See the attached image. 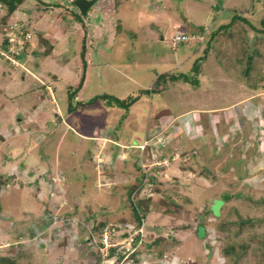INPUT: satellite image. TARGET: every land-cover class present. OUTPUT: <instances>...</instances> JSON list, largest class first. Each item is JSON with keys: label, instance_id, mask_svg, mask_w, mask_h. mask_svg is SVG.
<instances>
[{"label": "rangeland", "instance_id": "obj_1", "mask_svg": "<svg viewBox=\"0 0 264 264\" xmlns=\"http://www.w3.org/2000/svg\"><path fill=\"white\" fill-rule=\"evenodd\" d=\"M28 1L32 5H17L13 20H6L35 28L19 54L4 48L8 26L1 24L0 29V182L17 177L21 184L7 189L3 185L0 203L10 206V212L3 208L0 215L6 216V230L15 222L22 226L14 241L6 239L13 233L0 236V252L13 246L29 254L22 257L29 264H63L60 253L49 246L59 233L50 226L55 221L45 215L51 209L67 219L68 232L71 220L77 224L82 242H69L74 253L65 262L74 264L80 257L78 264H93L95 251L104 252L99 249L104 246L103 231L113 227L107 242L115 243L123 241L135 223L127 185L140 174L138 158L144 176L130 197L136 201L150 196L151 201L139 226L138 239L143 242L137 264H233L221 250L230 241L237 252L245 243L236 264H261L264 34L259 29L264 28V0H96L87 14L80 13L72 0H50L42 20L34 22L33 4L42 5L40 0ZM6 11L0 3V15ZM36 28L43 29L54 54L44 55L46 44L45 50L39 48ZM201 28L204 31L199 32ZM179 33L197 37L175 46L167 43ZM41 77L55 87L56 102L38 97L43 92L35 79ZM99 94L132 101L124 105L106 97L86 103ZM59 104L65 107L60 117L55 111ZM34 106L40 112L35 130L24 121L17 124L22 129L12 130L16 119L3 125L8 117L28 114ZM225 118L229 128L222 123ZM210 119L215 124L213 139L204 130L209 131ZM146 135L158 145L139 148ZM227 194L230 197L223 200ZM161 199L182 204L176 210L181 215L160 212L165 208ZM212 200L216 202L212 211L237 222L229 226V235L225 231L227 236H196L195 216ZM238 214L259 220L241 224ZM217 218L212 212L207 215L209 227ZM47 220L50 223L44 225ZM101 221L105 225L98 235L99 228L94 227ZM127 221L132 225L122 224ZM36 233L50 239L36 238ZM85 235L93 244H85ZM143 243L150 248L143 249ZM130 263L131 259L122 261Z\"/></svg>", "mask_w": 264, "mask_h": 264}, {"label": "trees", "instance_id": "obj_2", "mask_svg": "<svg viewBox=\"0 0 264 264\" xmlns=\"http://www.w3.org/2000/svg\"><path fill=\"white\" fill-rule=\"evenodd\" d=\"M22 0H0V3H4L6 5V15H2L4 17V19H2V23H0V29H1V24H8L6 22V20L8 19L7 17L10 16V14L12 13V11H14V9L16 8V5L21 3ZM73 2V0H72ZM1 22V21H0ZM20 24H22L21 28L25 30H32L33 33L35 32V29L34 28H31V25L28 24V23H24V22H21ZM261 24L264 26V16L263 18L261 19ZM3 27V26H2ZM14 31L18 32L20 31V28H12ZM260 31H262V33L264 34V28L263 29H259ZM258 30V31H259ZM204 31L202 28H201V31L199 32H202ZM32 33V34H33ZM38 35L40 37V42L42 44H45L47 41L46 39L42 38L41 34L38 32ZM27 42H25L26 44ZM2 45L4 46V48H6V46H8V42L7 40L4 38V40L2 41ZM113 98L114 101H116L118 104H124V105H128L129 102L132 101V99L127 103L125 102V100H121V99H118L116 97H114L113 95H110V94H99V95H95V97H91L90 99H88V101L86 102L87 104H90L92 103L94 100L98 99V98ZM71 99V97L69 96V100ZM73 108V107H72ZM161 111V110H160ZM161 114L164 115V111H161ZM160 114V115H161ZM158 117V116H157ZM146 138H150L149 136H145ZM155 146V145H154ZM163 146V145H162ZM161 146V147H162ZM160 147V148H161ZM129 155V154H128ZM158 155V154H157ZM137 156V155H136ZM138 157V156H137ZM136 162H137V167L140 169V174L137 175V177L134 179V182L131 183L130 185H127V198H128V201H129V204L131 206V211H132V215H133V220L135 221L134 225L131 226V227H128V225H132V224H129L127 222H122V224H125V223H128V225H126L128 228H133V227H137V226H140L141 224H144V217L145 215L147 214V211L149 210V202L151 201V197L150 196H146V197H140V198H137L136 201H133L130 197V195L133 193L135 194L139 189H140V186H141V183H142V178L144 176V171L141 169V166L139 164V161H138V158L136 159ZM202 173H205L208 175H210L206 169H201ZM8 177L7 179L3 180L2 182H0V190L2 192V184L5 183L6 181H8ZM49 182H51L49 180ZM53 184V183H52ZM1 194V193H0ZM230 197L229 194H227V196H225V199L223 200H227L226 198ZM222 200V202H223ZM160 202L165 206V208L163 209V211H160L158 208H154V210L156 211H160L164 214H174L176 216H180V211H176L178 209H181L183 208V205L180 204V203H177L176 201L174 200H167V199H161ZM215 200L211 201V203L208 205V207L206 209H204L203 211H200V212H197V215L195 216V218H197V221L199 222L197 224V227L194 231V234L197 236H200V237H206V236H212L214 234H216V237H220L221 234H225V231L227 232V234L229 235V232H228V229H229V226L232 225L234 222H237V219L235 221H232V220H228L226 218V215H220V212H214L211 210V206H213V208L215 207ZM224 203V202H223ZM221 203V204H223ZM170 205V207L168 208V206ZM219 207V205L217 206ZM221 211V210H220ZM179 212V214H175ZM212 212V214L215 216V217H219L217 218L216 221L212 222V227H209L210 223H209V220L207 218V215ZM239 218H238V222L241 223V224H244V223H253L255 221H258L259 219L258 218H255V217H251V216H243L241 214H238ZM207 221V222H205ZM104 224V222H100L98 224V226L94 227L95 229H98L99 227H101L102 225ZM182 228H186V225H181ZM129 229V230H130ZM238 232V229L235 230V233ZM218 235V236H217ZM226 235V234H225ZM227 236V235H226ZM222 237V236H221ZM162 238V237H161ZM216 238V239H217ZM138 239V238H137ZM137 239L136 242H134V244L137 243ZM160 239L157 238L156 241H159ZM144 244V243H143ZM149 245H147L146 243L144 245H142V248L143 249H146V248H150V246L148 247ZM239 247L240 249L238 250V252L235 250V246H234V243H232L230 241L229 245H223L221 247V250H222V257L225 258V260H233V264H236L237 261L235 259L238 258V256H240L244 250H245V243H243V245L240 243L239 244ZM261 253H263V256H264V251H261ZM27 255V252H23L22 251H18L16 250L13 246H10L8 247L5 251H2L0 252V264H29V261H23L22 257ZM29 255V254H28ZM28 255L26 257H28ZM223 258V259H224ZM191 264H195L194 261H191ZM261 264H264V260Z\"/></svg>", "mask_w": 264, "mask_h": 264}, {"label": "crops", "instance_id": "obj_3", "mask_svg": "<svg viewBox=\"0 0 264 264\" xmlns=\"http://www.w3.org/2000/svg\"><path fill=\"white\" fill-rule=\"evenodd\" d=\"M38 1V0H37ZM27 3H29V4H31L32 5V2H30V1H28V0H22V2L21 3H19V4H25V5H29V4H27ZM39 5H42V7H37V5L36 4H33L34 6H35V12H33L32 14H33V17L34 18H31V20H32V22H34V21H37V20H39L40 21V19L41 18H43L44 17V15L42 14L44 11H48V8H50V6H51V4H50V0H40V1H38L37 2ZM19 4H17V5H19ZM16 5V7H18ZM30 6V5H29ZM26 9H27V11L30 9H28V6L26 7ZM46 9V10H45ZM15 11V10H14ZM23 10H21V12H22ZM25 11V10H24ZM1 15H2V13H1ZM0 15V16H1ZM13 15H14V12H13ZM19 15V14H18ZM25 15V14H24ZM28 16H29V14H27ZM28 16H26V17H28ZM32 16V15H31ZM41 16V17H40ZM9 18L11 19V20H13L12 19V14L9 16ZM8 18V19H9ZM15 18H17V17H15ZM29 18V17H28ZM18 19V18H17ZM20 19H23V18H20ZM24 20V19H23ZM42 20V19H41ZM44 21V20H43ZM42 22V21H41ZM42 23H44V22H42ZM42 26H44V25H42ZM46 27V26H45ZM48 27V26H47ZM34 28V27H33ZM35 29V28H34ZM47 29V31H49V28H46ZM36 31L37 32H39L40 34H41V36H42V38H44V39H46V41H47V38H46V35H45V32L43 31V29L42 28H40V29H37L36 28ZM50 32V31H49ZM48 34V33H47ZM51 34H52V32H51ZM54 34V33H53ZM45 44H46V47H44L45 46ZM45 44H42L40 47H39V43H37L36 44V47H39V48H42L43 50H45L44 48H46V53H44V55H47V54H51V53H53L54 54V48H53V45H51V44H47V42L45 43ZM44 48H43V47ZM198 48V47H197ZM24 60H25V58H24ZM19 63H21V60H20V62ZM19 65V64H18ZM37 65H38V63H37ZM14 66H17V65H14ZM27 69V68H26ZM29 70V69H28ZM31 72H32V70H31ZM34 77H37V75L35 74V73H31ZM55 78H56V76H55ZM35 81L37 82H40L41 83V88H42V92H43V94L42 95H40V96H38L40 99H42L43 97H46L47 98V101H48V103H52V102H56L55 101V99L57 98L56 97V94H55V87L53 86V84H50L48 81H45V79L43 78V77H41L40 79H35ZM78 98V96L76 95V99ZM69 99V98H68ZM71 100V99H70ZM43 102V101H42ZM42 102H40V103H42ZM36 106V105H35ZM35 106H34V108L32 109V111L31 112H29L28 114H25V113H23V114H19V116H18V114H14L13 116H11V117H8V120L7 121H5L4 123L5 124H3L4 126L5 125H10V124H12V123H14V120L16 119V125L15 126H13V128H12V130H14V131H18L19 129H22V128H20L19 127V125H17V124H19V121L21 122V121H24V123H26L27 124V126H29V127H31V124H32V127H31V129L32 130H35L36 128H38L39 127V119H38V116H36L38 113H40L39 111H37L36 109H35ZM65 106H66V104H65ZM70 106V105H69ZM4 106L2 105V108H3ZM63 105L61 106V104H59V106H58V108L56 107V109H55V111L57 112L56 114L60 117L61 116V112L63 111ZM227 106H223V108H226ZM65 108V107H64ZM217 108V107H216ZM216 108H210V109H212V110H216ZM219 108V107H218ZM222 108V107H221ZM69 110V109H68ZM209 113V112H208ZM17 115V116H16ZM227 121V118H225V120L222 122L223 124H225V123H227L226 122ZM211 125L213 126H215V124H214V122L210 119V128H209V131L207 130V128H204V130H205V132H206V136L207 137H209L210 139H213L214 138V136H213V134L211 133L212 131H213V129L211 128ZM225 125H227V128H229V123H227V124H225ZM232 125V124H231ZM19 127V128H18ZM164 127H165V125H164ZM33 128H35V129H33ZM24 130V129H23ZM30 131V130H29ZM31 132V131H30ZM14 135H16V133H14ZM81 136H83V135H81ZM101 139V138H100ZM103 140H106V138H102ZM60 139H58V141H59ZM1 195V194H0ZM7 209V210H9V212H10V206H8L7 208H5V205H2L1 203H0V214H3L1 211H2V209ZM7 213V212H6ZM7 215H8V213H7ZM2 218V219H1ZM0 236H2V234L3 235H5V233H6V236L7 235H9V234H11V233H13V236H10L9 238H6L7 240H10V241H14V240H16L15 238L17 237L18 238V236L20 235V232H21V228H22V226L20 227V225L18 226L17 225V222H15V224L16 225H13V229L11 228L10 229V231H9V229L8 230H6L7 229V223H6V221L4 220V217L3 216H1L0 217ZM9 219V218H8ZM43 223H45V221H42ZM15 227V228H14ZM26 230H28V228L26 229ZM8 231H9V233H8ZM66 241L67 240H63L62 241V243H61V245H63V246H52L50 249H51V251H57L56 252V254L58 255V253H60V256H59V259H61V261H60V263H63V264H71V262L69 263V262H65V259L67 258V256H68V254H72V252L74 253V251H73V247H71V246H69V242H71V240H68L67 241V243H66ZM72 241H76L77 242V245H80V242H79V240H72ZM70 245H72V244H70ZM68 246V247H67ZM72 246H74V245H72ZM54 247V248H53ZM47 249V252H48V248H46ZM83 258V257H82ZM79 259H80V257H79ZM78 259V261L76 262V263H74V264H78V263H81L80 262V260ZM76 260V259H75ZM83 262V261H82ZM59 264V263H58Z\"/></svg>", "mask_w": 264, "mask_h": 264}, {"label": "bare ground", "instance_id": "obj_4", "mask_svg": "<svg viewBox=\"0 0 264 264\" xmlns=\"http://www.w3.org/2000/svg\"><path fill=\"white\" fill-rule=\"evenodd\" d=\"M31 37H32V35H31ZM7 40V39H6ZM26 40H28V39H26ZM26 40H25V42H26ZM170 39H168L167 40V43L169 44L170 42ZM28 42V41H27ZM166 128V127H165ZM163 137H165V138H167V132H166V130H163ZM145 139H147V138H145ZM144 139V140H145ZM98 140V139H97ZM101 140H103V139H100V141ZM144 140L140 143V144H138V147L139 148H142L143 146H141L142 144H143V142H144ZM151 144H153V145H158V143L156 142V141H154V140H150L149 141V145H151ZM161 145V144H160ZM145 147H146V145H145ZM13 175V174H12ZM10 176V175H9ZM8 181H6L5 183H3L2 184V191H3V189L5 188V189H7V188H9L10 186H15V183L17 182V186H20L21 184H19V181H18V178L17 177H15V180H14V178L13 177H8ZM54 180V179H53ZM50 183H52V181L50 182ZM3 185H5V187L3 186ZM22 186H24V184H22ZM4 187V188H3ZM4 189V190H5ZM47 210V213H45V215H47L49 218V221H55V223H50V222H48V220L44 223V225H48L49 223H50V226H52L53 228H54V231H56V233L57 232H59V233H57V236L54 238L55 240H53V241H50V244H49V246H62L61 245V243H62V241L63 240H79L80 241V237H79V233H78V230H77V228H75V226H77V224H75V222H73L72 220H71V223H69L70 224V229H69V232H68V230L66 229V223H65V221L67 220V219H63V217H62V215H59V214H55L54 212H53V210H51V209H46ZM3 217H6V216H4V215H2ZM0 217H1V215H0ZM56 218H62V220H56ZM2 219V218H1ZM4 220H5V218H4ZM103 225H105V224H103ZM102 225V226H103ZM94 226V225H93ZM102 226L101 227H99V230H98V235H102ZM137 227H139V226H137ZM83 228V227H82ZM87 228H92V226L90 225V227H87ZM84 229V228H83ZM127 230V229H126ZM74 231L76 232V236L75 235H72V233H74ZM111 232V230H109V233ZM142 232V231H141ZM108 233V234H109ZM127 233H128V231H127ZM44 234H46V233H44ZM36 235V238H39V239H41V240H43L42 238H45V237H47V240H49L50 239V237L48 236V235H43V236H41L40 234H38V233H36L35 234ZM103 235H104V231H103ZM138 236H139V234L138 235H136V237L138 238ZM136 238V239H137ZM88 239H89V237L88 236H86L85 235V237H84V240L83 241H85V244L87 245V244H89L88 243ZM48 242V241H47ZM52 242H54V244H52ZM81 242V241H80ZM134 242H136V240H134V241H132V243L130 244V247H133V251L131 252V253H129L128 255H127V257H125L124 256V254H119V253H117V255H116V258L115 259H113L112 257H113V252L116 250V248L118 247V245L117 246H115V247H112V249H111V251L107 254V255H103V253L101 252V253H99V255H98V252L97 251H95V250H93V251H95V259H93V264H100V263H102L103 261H108L107 263L108 264H122V261H124V260H126V259H131L132 261H133V263H130V264H137L136 262H135V260H141V256L139 255V246L141 245V243L143 242L142 241V238H140V239H137V243L136 244H134ZM16 243V242H15ZM82 243V242H81ZM68 244V243H67ZM68 247V246H67ZM2 251H4V250H2ZM109 260H112V262L111 261H109ZM102 261V262H101ZM144 263H145V261H143Z\"/></svg>", "mask_w": 264, "mask_h": 264}, {"label": "built area", "instance_id": "obj_5", "mask_svg": "<svg viewBox=\"0 0 264 264\" xmlns=\"http://www.w3.org/2000/svg\"><path fill=\"white\" fill-rule=\"evenodd\" d=\"M21 22H16L12 24H7L8 27H4L5 29V36L8 42V47H7V51L10 52L13 55H17L19 54L21 48H23L24 44H25V40L29 39L33 33L32 30H25L21 28L22 24H20ZM20 28V31L16 32L14 31L12 28ZM190 37H197L194 35H185V34H175L171 39H170V43L171 45L175 46L176 44H178L179 42H182L184 40L190 39ZM3 55H5L8 59H10L11 61H15L13 56H11L10 54L6 53L5 51L1 52ZM151 139L147 138L144 140L143 144L141 146H145V144H148L149 141ZM123 227V225L121 226ZM113 227H108L107 230L104 231V235H103V247H99V249L103 252V255H107L110 251V247L111 246H115L118 245V247L116 248V250L113 252V259L116 258L117 253L119 254H124L125 257H127V255L129 253H131L133 251V247H130V244L132 243V241L134 240V237L138 234H141V229L140 227H133V228H128V233L127 236L123 239V241H119V242H115V243H109L107 242V236L109 233V230H113ZM130 229V230H129ZM94 240H89L88 243L89 244H93ZM122 242H126L127 243V247H124V244ZM112 262V260H109ZM140 261V260H139ZM102 262V261H101ZM108 261H106V263H100V264H108ZM137 262V261H135Z\"/></svg>", "mask_w": 264, "mask_h": 264}, {"label": "water", "instance_id": "obj_6", "mask_svg": "<svg viewBox=\"0 0 264 264\" xmlns=\"http://www.w3.org/2000/svg\"><path fill=\"white\" fill-rule=\"evenodd\" d=\"M96 0H73L74 5L78 8L80 13L87 14L88 9Z\"/></svg>", "mask_w": 264, "mask_h": 264}]
</instances>
